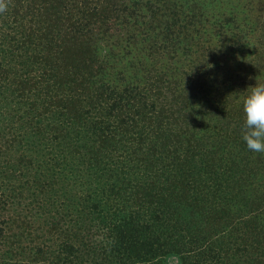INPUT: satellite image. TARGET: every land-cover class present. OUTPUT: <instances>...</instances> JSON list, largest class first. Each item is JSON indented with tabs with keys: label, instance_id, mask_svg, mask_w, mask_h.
<instances>
[{
	"label": "trees",
	"instance_id": "16d2710c",
	"mask_svg": "<svg viewBox=\"0 0 264 264\" xmlns=\"http://www.w3.org/2000/svg\"><path fill=\"white\" fill-rule=\"evenodd\" d=\"M264 0H11L0 264H264Z\"/></svg>",
	"mask_w": 264,
	"mask_h": 264
},
{
	"label": "clouds",
	"instance_id": "9594fccd",
	"mask_svg": "<svg viewBox=\"0 0 264 264\" xmlns=\"http://www.w3.org/2000/svg\"><path fill=\"white\" fill-rule=\"evenodd\" d=\"M11 0H0V14L8 11ZM240 98L244 113L242 140L249 151L264 153V83L255 82Z\"/></svg>",
	"mask_w": 264,
	"mask_h": 264
},
{
	"label": "rangeland",
	"instance_id": "374dc122",
	"mask_svg": "<svg viewBox=\"0 0 264 264\" xmlns=\"http://www.w3.org/2000/svg\"><path fill=\"white\" fill-rule=\"evenodd\" d=\"M165 261L168 264H177L178 260H177V257L174 254H171V255H167L166 256Z\"/></svg>",
	"mask_w": 264,
	"mask_h": 264
}]
</instances>
